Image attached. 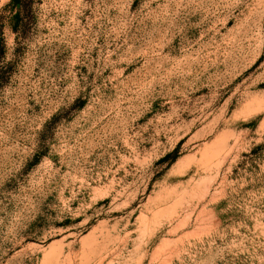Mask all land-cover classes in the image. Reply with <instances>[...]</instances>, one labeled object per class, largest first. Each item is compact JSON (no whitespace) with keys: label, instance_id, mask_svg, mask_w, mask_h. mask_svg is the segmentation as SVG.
<instances>
[{"label":"rangeland","instance_id":"obj_1","mask_svg":"<svg viewBox=\"0 0 264 264\" xmlns=\"http://www.w3.org/2000/svg\"><path fill=\"white\" fill-rule=\"evenodd\" d=\"M0 264H264V0H0Z\"/></svg>","mask_w":264,"mask_h":264},{"label":"trees","instance_id":"obj_2","mask_svg":"<svg viewBox=\"0 0 264 264\" xmlns=\"http://www.w3.org/2000/svg\"><path fill=\"white\" fill-rule=\"evenodd\" d=\"M15 3H17L18 5H20L22 3V0H14Z\"/></svg>","mask_w":264,"mask_h":264}]
</instances>
